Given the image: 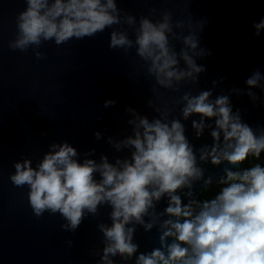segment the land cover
<instances>
[{
  "label": "clouds",
  "instance_id": "obj_1",
  "mask_svg": "<svg viewBox=\"0 0 264 264\" xmlns=\"http://www.w3.org/2000/svg\"><path fill=\"white\" fill-rule=\"evenodd\" d=\"M25 2L26 8L16 17V38L8 45L13 51L39 48L45 41L61 45L120 26L110 32L109 47L122 49L127 55L135 46V55L147 64V73L155 79L154 93L156 85L179 92L174 82L198 83V75L206 71L197 58L211 52L200 47L201 36L194 30L191 16L186 35L173 32L170 12H165L162 22L141 16L133 39L123 26L134 27L136 18L130 14L122 18L117 0ZM184 26V20L175 24L177 28ZM252 27L260 37L264 17ZM200 28L202 31L203 22ZM34 54L37 59L46 58L40 51ZM261 81L264 75L259 70L246 79V94L253 101L260 97L251 89L264 92ZM210 97V90L196 95L185 92L173 102L182 103L184 120L199 118L192 120L197 138L205 127L212 128L205 121H214L212 144L198 150L199 162L184 124L179 118L168 119L171 108H154L160 118L151 122L128 108L126 111L135 116L128 121L135 125L134 136L121 143L134 148L130 160L117 159L113 164L102 156L100 163L93 159L80 162L75 159L76 148L67 142L53 144L51 147L58 150L46 153L35 167L28 159L16 162L10 181L17 188L28 187V203L37 218L45 212L59 214L65 221L61 225L64 231L75 233L86 214L95 217L100 206H109L110 226L97 225L104 245L97 264H115V257L125 264L133 258L134 264H264V127L254 129L239 110L234 113L228 95ZM115 104V100H106L104 107ZM95 135L100 139L99 132ZM202 163L230 167L223 168L213 186L214 176L206 175ZM197 184H202L199 194L195 193ZM162 198L166 206L157 212ZM136 225L143 226L145 232L158 227L159 247L139 252L134 242Z\"/></svg>",
  "mask_w": 264,
  "mask_h": 264
},
{
  "label": "water",
  "instance_id": "obj_2",
  "mask_svg": "<svg viewBox=\"0 0 264 264\" xmlns=\"http://www.w3.org/2000/svg\"><path fill=\"white\" fill-rule=\"evenodd\" d=\"M117 5L122 18L125 14L136 18L134 27L123 26L133 39L141 16L162 22L165 12H170L177 35L187 34V19L191 16L193 28L201 36L200 47L211 52L197 58V63L206 68L198 75V83L174 82L179 92L156 85L158 91L154 93L155 79L147 73V64L135 55V46L127 55L122 49L109 47L110 32L120 26L61 45L45 41L39 48L13 51L9 41L16 38V17L26 8V2L0 0V264H97L104 246L97 225L111 223V209L106 205L100 206L95 217L86 214L75 233L62 230L65 221L59 214L45 212L37 218L28 203V187L17 188L10 181L16 162L28 159L35 167L46 153L58 150L51 145L65 142L76 148L75 159L80 162L93 159L100 163L102 156L113 164L117 159L130 160L134 148L121 142L134 136L135 125L128 121L135 116L126 109H135L151 122L160 118L154 108L165 106L172 109L169 120L179 118L184 124L199 162L198 150L212 144L210 133L215 125L206 120L212 128L205 127L197 138L192 120L199 118L184 120L182 103H173L185 92L196 95L210 90V99L228 95L234 113L239 110L254 129L264 127V92L251 89L260 97L257 101L246 94V79L257 70L264 75V30L257 37L252 27L264 17V0H117ZM178 20H184L185 26L175 27ZM34 51L46 58L37 59ZM106 100H115L116 104L105 108ZM97 132L100 139L96 138ZM200 166L214 180L223 174L224 167H230L210 163ZM201 188L202 184H197L195 193L199 194ZM184 199L187 201V197ZM165 206L162 198L156 211L162 212ZM135 227L134 242L139 252L159 247L158 227L148 232L141 225ZM134 259L127 264H134ZM114 261L125 264L119 257Z\"/></svg>",
  "mask_w": 264,
  "mask_h": 264
},
{
  "label": "rangeland",
  "instance_id": "obj_3",
  "mask_svg": "<svg viewBox=\"0 0 264 264\" xmlns=\"http://www.w3.org/2000/svg\"><path fill=\"white\" fill-rule=\"evenodd\" d=\"M213 186H215V180L213 181Z\"/></svg>",
  "mask_w": 264,
  "mask_h": 264
}]
</instances>
